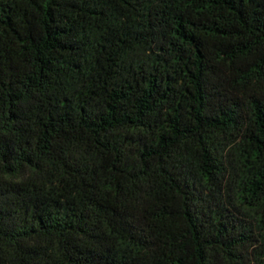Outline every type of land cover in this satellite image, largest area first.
Wrapping results in <instances>:
<instances>
[{"label": "trees", "instance_id": "16d2710c", "mask_svg": "<svg viewBox=\"0 0 264 264\" xmlns=\"http://www.w3.org/2000/svg\"><path fill=\"white\" fill-rule=\"evenodd\" d=\"M0 264H264V0H0Z\"/></svg>", "mask_w": 264, "mask_h": 264}]
</instances>
